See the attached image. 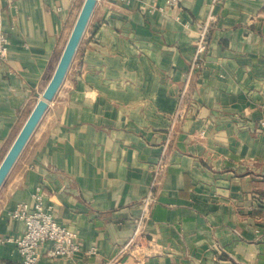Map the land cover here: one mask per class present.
<instances>
[{"label":"crops","instance_id":"crops-1","mask_svg":"<svg viewBox=\"0 0 264 264\" xmlns=\"http://www.w3.org/2000/svg\"><path fill=\"white\" fill-rule=\"evenodd\" d=\"M79 0H0V157L51 79ZM98 0L65 81L0 189V264H21L10 213L43 202L75 230V260L40 264H264V0H221L150 216L142 202L211 0ZM188 24V27L185 25ZM65 47V46H64ZM96 254L91 255V249ZM221 249V251H220Z\"/></svg>","mask_w":264,"mask_h":264},{"label":"built area","instance_id":"built-area-1","mask_svg":"<svg viewBox=\"0 0 264 264\" xmlns=\"http://www.w3.org/2000/svg\"><path fill=\"white\" fill-rule=\"evenodd\" d=\"M122 3L130 4L133 0H119ZM221 0H211L210 11L206 23L198 33L195 41V51L191 63L185 73L184 86L178 93V105L175 112L171 115L168 128V139L164 146L157 162L154 165L152 180L149 187V192L142 202L141 216L137 224L138 234L143 227L144 222L149 219L150 208L156 202L155 191L160 183L168 160V146L172 136L179 124L184 122L193 112V102H187L189 92L192 86V81L198 76L202 67L205 56L209 48V30L210 25L214 22L213 14L214 7ZM182 0H166L165 7L152 8L161 13H167L168 17L176 22H181ZM189 25L186 24L185 27ZM9 55V38L4 30L3 11L0 7V60H7ZM34 195L35 203L30 206L28 203H20L10 213V217L18 222H22L25 226V232L21 237L10 239L8 241L14 243L21 257V264H40L42 257V248L45 244L50 243L51 249L48 251V256L52 258H60L73 261L81 252V242L78 233L61 224L54 214L52 206H46L43 202V196L40 194V189H37ZM264 209V207H263ZM264 212V211H263ZM6 241L0 239V244ZM221 251V249H220ZM91 255L96 254V249L93 248L89 252Z\"/></svg>","mask_w":264,"mask_h":264},{"label":"water","instance_id":"water-1","mask_svg":"<svg viewBox=\"0 0 264 264\" xmlns=\"http://www.w3.org/2000/svg\"><path fill=\"white\" fill-rule=\"evenodd\" d=\"M97 3L98 0L84 1L55 71L42 93V99H40L41 94L37 95L39 99L38 102L31 111L0 164V189L4 185L17 161L31 140L33 134L35 133L37 127L44 118L50 105L56 98L60 88L62 87L94 14Z\"/></svg>","mask_w":264,"mask_h":264},{"label":"rangeland","instance_id":"rangeland-1","mask_svg":"<svg viewBox=\"0 0 264 264\" xmlns=\"http://www.w3.org/2000/svg\"><path fill=\"white\" fill-rule=\"evenodd\" d=\"M84 1H85V0H79V1H78V5H77V9H76L75 16H74V18H73V20H72V24H71L70 27H69V31H68L67 38H66V43H67V40H68V38H69V36H70V34H71V31H72V29H73V27H74V24H75V22H76V19H77L79 13H80V10H81V8H82V6H83ZM92 17H93V16H92ZM91 19H92V18H91ZM66 43L64 44V46L66 45ZM64 46H63V48H64ZM49 81H50V80H49ZM47 84H48V83H47ZM43 91H44V90H41V91L39 92V94H42ZM38 100H39L38 97L34 100L35 103H34V105L32 106L31 111H32L33 108L35 107V105H36V103L38 102ZM30 113H31V112H30ZM29 115H30V114H29ZM27 118H28V117H27ZM16 136H17V135H16ZM16 136H15V138H16ZM15 138H13V139L11 140V144L7 147V149H6L5 153L3 154V156L0 157V164H1L2 160L4 159L6 153L8 152L10 146L12 145L13 141L15 140ZM22 156H24V155H22ZM22 156H20L21 159H22ZM19 159H20V158H19ZM18 161H20V160H18ZM18 161H17L16 164H18ZM14 167H16V166H14ZM13 169H14V168H13Z\"/></svg>","mask_w":264,"mask_h":264},{"label":"bare ground","instance_id":"bare-ground-1","mask_svg":"<svg viewBox=\"0 0 264 264\" xmlns=\"http://www.w3.org/2000/svg\"><path fill=\"white\" fill-rule=\"evenodd\" d=\"M40 99H42V94L40 95Z\"/></svg>","mask_w":264,"mask_h":264}]
</instances>
